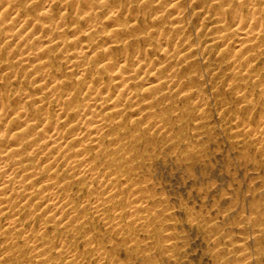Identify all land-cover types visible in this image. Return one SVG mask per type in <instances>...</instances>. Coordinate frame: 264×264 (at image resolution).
<instances>
[{"label":"bare ground","instance_id":"bare-ground-1","mask_svg":"<svg viewBox=\"0 0 264 264\" xmlns=\"http://www.w3.org/2000/svg\"><path fill=\"white\" fill-rule=\"evenodd\" d=\"M29 1L31 8L0 0V39L19 44L14 57L39 89L2 90L18 75L0 57V138L8 130L13 138L0 139V264H124L112 258L118 244L96 243L100 227L119 236L127 251L151 250L156 240L172 250L178 235L170 226L163 235L158 230L165 199L152 192L139 162L141 137L170 124L155 108L164 89L178 85L177 74L163 65L154 68V81V73L147 74L153 63L148 48L166 47L168 33L159 30V43L153 42L136 20L127 24L118 0ZM215 3L217 40L233 47L232 78L243 87V108L251 110L255 98L264 103V85H250L263 71L256 61L264 54V0ZM178 6L174 0L169 8ZM15 22L17 33L10 36ZM192 52L189 47L185 55ZM56 54L66 58L64 70L76 84L57 76ZM142 81L151 83L153 93L144 99L150 112L135 108L140 102L132 84ZM263 118L243 120L242 133L264 148Z\"/></svg>","mask_w":264,"mask_h":264},{"label":"rangeland","instance_id":"rangeland-1","mask_svg":"<svg viewBox=\"0 0 264 264\" xmlns=\"http://www.w3.org/2000/svg\"><path fill=\"white\" fill-rule=\"evenodd\" d=\"M118 1L126 10L127 24L136 20L143 25L140 30L150 32L148 37L153 42L159 43V30L169 35L166 47L159 44L154 50L148 48L153 63L147 74H153L157 65L177 74L178 85L164 89L166 93L155 108L170 124L141 137L145 158L139 162L150 179L152 192L165 199L162 206L167 210L159 218L158 230L163 235L170 226L179 239L170 251L162 249L156 240V248L137 253L125 250L119 236L100 227L102 234L96 243L118 244L112 258L124 264H264V148L242 133L243 120L257 122L264 117V103L255 98L254 108H243L239 96L243 87L235 85L231 74L233 47L222 46L217 40L215 0H176L178 9L169 8L174 0ZM30 2L21 0L20 5L27 3L25 6L31 8ZM16 33L14 28L7 34ZM29 42L34 46L33 39ZM108 43L103 42L108 49L116 50V45ZM15 44L0 39V57L8 58L11 69L14 67L12 73L18 75L2 83L1 89L36 94L39 89L34 87V80L23 76L24 61L14 57V51H21ZM189 47L193 52L185 55ZM144 48L147 46L142 44L140 50ZM56 57L55 66L60 69L57 76L76 84V77L68 75L66 66L64 70L66 58ZM256 64L263 71L260 81L250 85L258 89L264 85V54ZM157 77L155 73L150 75L153 81ZM132 86L140 102L135 108L146 110L144 99L153 93L148 89L151 83L134 82ZM48 108L50 112L54 109ZM65 124L60 126L61 131ZM5 134L0 139H13L10 130ZM83 249L79 247V251Z\"/></svg>","mask_w":264,"mask_h":264}]
</instances>
